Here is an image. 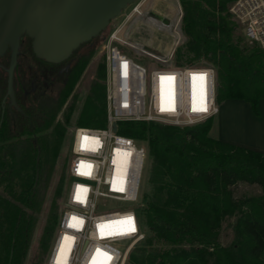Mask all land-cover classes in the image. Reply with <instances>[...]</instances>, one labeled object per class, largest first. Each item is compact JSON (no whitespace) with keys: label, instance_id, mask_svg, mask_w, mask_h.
Wrapping results in <instances>:
<instances>
[{"label":"trees","instance_id":"obj_1","mask_svg":"<svg viewBox=\"0 0 264 264\" xmlns=\"http://www.w3.org/2000/svg\"><path fill=\"white\" fill-rule=\"evenodd\" d=\"M178 1L186 42L176 51L175 64L213 68L217 104L242 100L260 116L264 49L238 33L239 24L229 12L236 0ZM91 42L74 52L72 68L56 82L50 73L38 72L37 77L28 71L38 59L31 39L23 37L15 70L18 109L3 103L10 51L0 57V264H45L53 246L68 184V159L61 153L78 96L66 102L93 56L82 52ZM37 62L40 68L48 65ZM75 122L76 127H107L105 62L98 66ZM213 122L183 128L118 123V133L147 148L146 182L152 188L151 194L142 191L136 207L150 237L131 251L128 264H264V153L213 138ZM59 157L64 168L57 172L56 186L43 189L48 162ZM240 183L257 185L262 194L236 197ZM230 218L233 239L226 248L220 239Z\"/></svg>","mask_w":264,"mask_h":264},{"label":"built area","instance_id":"obj_2","mask_svg":"<svg viewBox=\"0 0 264 264\" xmlns=\"http://www.w3.org/2000/svg\"><path fill=\"white\" fill-rule=\"evenodd\" d=\"M143 5L134 4L127 19L102 40L107 127H77L73 133L65 206L45 264H127L131 250L146 241L136 207L149 154L118 133L119 122L183 128L220 113L213 68L178 66L175 48L162 57L125 38L124 27L142 15ZM229 12L241 23L246 41L264 49V0H236ZM131 52L154 64L139 63Z\"/></svg>","mask_w":264,"mask_h":264},{"label":"rangeland","instance_id":"obj_3","mask_svg":"<svg viewBox=\"0 0 264 264\" xmlns=\"http://www.w3.org/2000/svg\"><path fill=\"white\" fill-rule=\"evenodd\" d=\"M141 2L144 3L142 7V12H143L142 15L133 16L131 20L127 22L126 26L123 29V35L125 36V38H127L128 42H132V44L135 45L136 48L138 49H141L142 47L143 48L148 47L155 52L161 51L166 53L167 49H171L172 51L175 48V52L173 56V60H175L176 51L179 48H182L186 42V38L181 30V21L179 22L180 18H182L183 15V11L179 1L178 0H137L134 4ZM134 4L130 5L127 9H125L120 17L112 21L109 27L106 29V31L102 33L98 38H96L93 42H91V45L82 49L83 53H90V51L93 52V56L89 61V63L87 64L83 74L81 75L80 80L75 86L73 93L66 102L67 105L70 102H72L73 96L75 95L78 96L77 100L75 101L74 116L68 126V132L70 136H67L66 148L61 153L62 157H66L68 159V163L66 164L68 166H69V161L71 159V144H72L73 133L77 128L75 122L76 115L81 110L84 104L87 91L90 89L93 83L98 66L104 62V56L102 53V40L118 25H120L127 19V16L131 14ZM150 13H154L158 16L164 17L165 19L168 20L169 23L166 26L162 22L156 21L155 19H153V17H150ZM236 22L239 24L238 33L240 34L241 37L244 38L243 27L240 22H238L237 20ZM129 55L134 57L139 63L143 65L152 67V65L154 64L151 60L148 59V57L135 55L134 52H131ZM191 58L192 56H185V60L189 61V59ZM220 111L221 114L219 113L218 116H216L214 119V126L211 132V136L213 138L221 139L222 136H227L230 140L234 142H239L243 144L254 143L255 114L253 113L252 107L249 103L247 104V106H242V104L229 102L225 104L223 108L220 107ZM220 117L223 118V121L220 120ZM256 138H259V135ZM259 142H262L261 139L259 140ZM58 159L52 158V160L48 162L44 174V180H43L44 182L42 183L43 189L46 188L48 191H51L55 188L57 183V172L61 174L64 168L63 163H61L62 160H60V157ZM147 167H148V161H147ZM147 167H146V173L144 174L143 177L142 191L151 194L152 188L146 182ZM67 171H68V167H67ZM66 176H67V172H66ZM67 187L68 184L66 183L65 189H67ZM261 194L262 191L257 185L251 186L245 183H240L235 189L236 197L259 196ZM233 221L234 218H230L226 220L222 226V234H221L220 242L226 248L230 247L233 239L232 229L230 227ZM43 222L44 219L41 218L38 229L39 234L42 230ZM149 237L150 234L147 232V239ZM143 243L136 245L134 248L141 246ZM36 246L37 245L34 244L32 248V255L35 253ZM30 260L31 259H29V262Z\"/></svg>","mask_w":264,"mask_h":264},{"label":"water","instance_id":"obj_4","mask_svg":"<svg viewBox=\"0 0 264 264\" xmlns=\"http://www.w3.org/2000/svg\"><path fill=\"white\" fill-rule=\"evenodd\" d=\"M137 0H0V57L10 51L6 68V98L18 109L15 70L21 39L32 41L35 56L47 63L61 64L82 45L98 38L112 21ZM156 21L164 17L150 13ZM145 50L156 54L148 47ZM116 126L114 125V129Z\"/></svg>","mask_w":264,"mask_h":264},{"label":"crops","instance_id":"obj_5","mask_svg":"<svg viewBox=\"0 0 264 264\" xmlns=\"http://www.w3.org/2000/svg\"><path fill=\"white\" fill-rule=\"evenodd\" d=\"M167 26V24H165ZM171 49H167V52H155L158 55H161L162 57H166L169 53H170ZM229 102H235L237 104H242V106H247V102H244L242 100H230V101H226L224 102L222 105H220L221 108H223V106ZM247 103V104H246ZM259 111H260V116L257 117L254 115V143L253 144H243V143H239V142H234L232 140H230L227 136H222L220 140L229 142V143H233L236 145H240L255 151H259L264 153V99H261L259 101ZM221 114V111H220ZM221 116V115H220ZM220 120L223 121V118L220 117ZM228 120V119H226ZM221 121V122H222ZM213 126H214V122H213ZM213 129V128H212ZM212 132V131H211ZM259 135V138H256ZM261 139L262 142H259V140ZM258 142H256V141Z\"/></svg>","mask_w":264,"mask_h":264},{"label":"flooded vegetation","instance_id":"obj_6","mask_svg":"<svg viewBox=\"0 0 264 264\" xmlns=\"http://www.w3.org/2000/svg\"><path fill=\"white\" fill-rule=\"evenodd\" d=\"M38 60H40V59H38ZM38 60H34V61H31L29 63V65H28V71L30 73H32V74L35 73V75L37 77H38V75H37L38 72H43V73L47 72V73H50V74L53 75V78L56 79V82L60 81V78H63V76L66 73H68L70 71V69L72 68V66H73V62L67 60L66 62L61 63V64H51V63H48V65L47 64L45 66L42 65V68H40L39 63L37 62ZM35 83L36 82L33 81V79H32V81H31L32 87L36 85ZM7 101L10 104L9 98H6V95H5L4 100H3V103H7ZM16 101H17V98H16Z\"/></svg>","mask_w":264,"mask_h":264},{"label":"snow or ice","instance_id":"obj_7","mask_svg":"<svg viewBox=\"0 0 264 264\" xmlns=\"http://www.w3.org/2000/svg\"><path fill=\"white\" fill-rule=\"evenodd\" d=\"M206 110V109H205Z\"/></svg>","mask_w":264,"mask_h":264}]
</instances>
